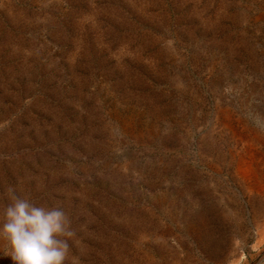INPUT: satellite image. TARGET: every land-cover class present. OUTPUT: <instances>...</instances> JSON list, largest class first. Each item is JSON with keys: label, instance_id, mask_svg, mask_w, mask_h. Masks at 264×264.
Segmentation results:
<instances>
[{"label": "rangeland", "instance_id": "374dc122", "mask_svg": "<svg viewBox=\"0 0 264 264\" xmlns=\"http://www.w3.org/2000/svg\"><path fill=\"white\" fill-rule=\"evenodd\" d=\"M263 144L264 0H0V223L61 207L65 264H264Z\"/></svg>", "mask_w": 264, "mask_h": 264}, {"label": "clouds", "instance_id": "9594fccd", "mask_svg": "<svg viewBox=\"0 0 264 264\" xmlns=\"http://www.w3.org/2000/svg\"><path fill=\"white\" fill-rule=\"evenodd\" d=\"M10 203L0 223V239L7 242L8 253L15 264H65L75 235L71 220L61 207L37 206L16 195L9 186ZM71 264H78L73 257Z\"/></svg>", "mask_w": 264, "mask_h": 264}, {"label": "bare ground", "instance_id": "6f19581e", "mask_svg": "<svg viewBox=\"0 0 264 264\" xmlns=\"http://www.w3.org/2000/svg\"><path fill=\"white\" fill-rule=\"evenodd\" d=\"M221 113V112H220ZM223 114H226V113H223ZM228 115V114H227ZM219 116H221V115H219ZM224 117H225V115H224ZM230 117V116H229ZM220 119V118H219ZM233 119V118H232ZM223 120V119H222ZM220 122H222V121H220ZM224 122V121H223ZM225 122H226V126H224V128L226 127V129L227 128H229L230 129V127H229V124H228V119L227 120H225ZM239 122V121H238ZM235 124V123H234ZM220 125V124H219ZM250 126V125H249ZM235 127V126H234ZM263 128V127H262ZM233 129V128H232ZM235 129V128H234ZM230 131H232V130H230ZM256 131V130H255ZM234 133H235V131H234ZM239 134V133H238ZM233 135V134H232ZM237 135V134H236ZM258 134H256L253 138H252V140L254 141V140H259V138H260V136H257ZM247 137V136H246ZM238 138V137H237ZM242 138V137H241ZM243 138H245V137H243ZM262 138V137H261ZM246 139V138H245ZM246 141V140H245ZM248 141V140H247ZM261 141V140H260ZM249 142H251L250 140H249ZM256 142V141H255ZM242 143V142H241ZM248 143V142H247ZM243 144V143H242ZM244 145H245V142H244ZM251 146V145H250ZM260 146V145H259ZM263 146H264V144H263ZM253 148H255V146H253ZM254 151V150H253ZM247 152H248V150H247ZM246 152V153H247ZM262 152H264V151H262ZM240 153V152H239ZM253 153V152H252ZM256 154H261L259 151L258 152H256ZM238 155V154H237ZM238 156H240V155H238ZM245 156V155H244ZM247 158V157H246ZM240 160V159H239ZM242 160V159H241ZM248 160V159H247ZM250 163H249V165H247L246 166V168L244 169V170H242V179L243 180H246L247 178L248 179H250V181L252 182V189H254L255 191L256 190H258V187H259V183H260V181L259 180H261V182H262V179L264 180V163H261L259 160H256V161H253V160H251V161H249ZM240 164V163H239ZM242 165V164H241ZM239 166V165H238ZM237 175V174H236ZM241 179V178H240ZM261 188V187H260ZM249 189V188H248ZM252 191V190H251ZM263 192V191H262ZM257 194V193H256ZM263 195V194H262ZM255 197V196H254ZM261 197V196H260ZM264 199V198H263ZM262 200V199H261ZM264 204V203H263ZM263 214H264V212H263ZM263 228V227H262Z\"/></svg>", "mask_w": 264, "mask_h": 264}]
</instances>
